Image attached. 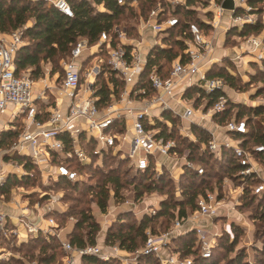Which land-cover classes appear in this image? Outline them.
I'll return each instance as SVG.
<instances>
[{
  "label": "built area",
  "instance_id": "2783aa9c",
  "mask_svg": "<svg viewBox=\"0 0 264 264\" xmlns=\"http://www.w3.org/2000/svg\"><path fill=\"white\" fill-rule=\"evenodd\" d=\"M43 1L62 14L72 16L71 5L67 0ZM86 1L93 4V0ZM124 1L116 0V3L121 5ZM166 1L171 5L197 10L191 5L186 6V0ZM221 1L197 2L204 3L207 9L203 11L204 18L200 19V24L185 22L183 35L186 37L183 40L185 47L182 58L172 60L164 75L152 66L145 76L146 88L136 84L146 65L147 51L153 45L164 47L161 35L178 23L177 17L169 11L166 10V15L161 12L163 8L159 1L149 10L145 19H139L135 37L127 36L124 29L113 26L111 30L116 41L114 46L111 44V35L104 31L99 33L93 44H89L85 38L78 39L66 59H62V74L52 72L51 75L52 69L47 68L39 76L46 77V80L40 79L37 82L42 83L40 88H36L35 84H38L31 77L30 69L17 73L14 61L17 50L26 43L23 30L27 24L9 33H0V116L9 110L10 121L19 122L18 127H11L18 128L16 139L8 149L1 150L3 156H9L10 161H14V156H21L46 179L56 182L60 178H66L74 182L82 178L76 166L100 168L107 157L115 156L125 161L127 167L134 171L151 167L155 174H159L165 169L172 182L177 185L183 169H191L200 175L203 168L187 159L186 153L180 154L174 140L158 135L159 128L154 127L155 121L170 127V123L161 116L162 111H167L177 119V130L181 137L198 143L189 132V127L191 124L202 127L209 137L205 143H200V149L216 159L221 157L223 150H229L238 165L237 186L232 188L231 179L224 178L222 186L225 192L221 195L209 189L198 193L194 209H186L183 217L175 214L167 229H156L154 232L146 229L141 247L127 251L116 244H104L102 241L77 246L68 239H60L63 264H81L83 257L101 261L113 259L119 264H140L139 259L146 256L155 257L158 264H193V256L181 254L173 247L172 239L192 231L195 238L193 248L200 258H208L218 235L208 222L218 216L229 215V210L239 204L243 181L247 177L259 179L248 186L250 193L259 194L264 190V156L262 160L256 157V154L264 153V144L244 147L236 138L247 133L246 119L233 116L219 124L212 120V115L224 109V98H219L211 106L204 108L205 101L195 106L194 97L186 95L191 87L200 88L205 93L225 89L221 78L205 77L212 42L219 28L226 31L228 26L241 28L244 24L253 23L251 7L246 0H232V10L223 9ZM135 2L136 0H128L131 5ZM100 7L101 4L95 6L97 10ZM224 13L228 14L226 24L222 22ZM148 30L159 38L149 48L143 49L142 34ZM159 34L161 35L158 36ZM246 42L251 51L257 49L264 52V42L258 38L249 36ZM101 51L104 57L98 55ZM102 64L106 68L104 71ZM100 75L108 87V98L103 104L99 103L96 93L99 84L95 81ZM110 77L119 82L116 94L113 92L112 82H108ZM50 78L53 79L52 82ZM51 97L53 101L50 102ZM62 104L65 106L62 107ZM174 105L181 111H176ZM220 130L226 135L225 139L217 138L216 133ZM14 163L16 166L12 167L13 173L9 174L33 176L32 171L24 169L23 163ZM9 174L0 173V183ZM175 195H179L177 186ZM226 195H233V201L226 202ZM156 198L144 206L143 214L155 213L156 204L161 197ZM7 216L9 215L0 211L1 227ZM20 217L21 214L17 216ZM50 224L47 232H50L55 223L50 220ZM20 225L29 234L36 235L40 230H46L30 221ZM221 228L230 234L228 223ZM28 264L36 263L32 261Z\"/></svg>",
  "mask_w": 264,
  "mask_h": 264
},
{
  "label": "trees",
  "instance_id": "16d2710c",
  "mask_svg": "<svg viewBox=\"0 0 264 264\" xmlns=\"http://www.w3.org/2000/svg\"><path fill=\"white\" fill-rule=\"evenodd\" d=\"M71 5L72 16L68 17L62 14L53 6H48L43 0H0V33H9L19 27L27 25L23 30V38L26 43L20 47L14 57L17 73L30 69L32 78H38L42 75L43 63L50 61L56 63L57 56H68L73 44L81 38H85L89 44H93L97 41L99 33L104 31L111 35V44L115 45V35L112 32V27L116 26L120 29H124L127 36H136V25L140 18L145 19L149 10L155 5L157 1L160 2L162 13L166 15L167 6L160 0H136L134 5L128 3L125 0L123 4L119 5L116 0H93V4H90L86 0H67ZM199 0H186L185 5L190 6ZM220 1V0H214ZM248 5L253 6L260 0H246ZM205 2V1H204ZM166 3V2H165ZM102 5V10H97L96 5ZM169 4V3H168ZM170 5V4H169ZM170 14L177 16L178 23L174 27H170L165 30V33L173 36L172 41L167 43L168 39L161 38V42L164 47L153 45L146 54V65L144 71L139 77L138 87H147L145 76L152 66H155L158 72L166 74L170 65V62L176 58H182L185 44L183 42L186 35H183L185 29V17H189L194 11L193 8L170 5ZM239 9L236 10L238 12ZM178 15L182 19L178 18ZM185 16V17H184ZM194 22L200 24V21L194 19ZM260 22L256 21L250 24H244L240 29L236 27H230L226 34H236L238 36H246L256 33L260 30ZM174 33V34H173ZM100 57H104V53L98 52ZM91 58V57H90ZM103 71L106 70L104 64H102ZM205 77L221 78L225 84V87H235V78L225 71H219L212 73L211 69H208L205 73ZM98 78H102L100 75ZM103 80V79H102ZM111 84L113 92L117 93L116 86L118 81L113 77L108 79ZM97 95L99 97V103L103 104L108 98V87L104 81L98 83ZM245 85V84H243ZM198 94V96H197ZM257 94L262 95L264 98V87L257 91ZM186 95L188 97H194V105H198L200 102L205 101V107L208 108L212 103L219 98L225 99V107L220 113L212 115V120L219 124H223L231 116L235 118H245L247 124V133L238 135V143L244 147H250L254 144H264V132L257 125L258 121L255 120L257 116L264 113L263 105H256L251 107H245L243 105H235L227 99L225 90H214L210 93L203 92L200 88L191 87L187 90ZM161 116L164 120L170 123V127H166L163 123L155 121L154 127L159 128L158 135L164 139H172L175 141L176 150L182 154L186 153L187 159L199 164L203 168L202 174H196L191 169H183L180 174L177 185H175L170 179L168 172L163 169L161 173L155 174L151 167L143 171L132 172L131 179L122 178L126 176L127 171H120L116 165L108 167L106 171H102L99 167L90 166H76V169L80 172L94 171L101 174L99 180L100 184L87 185L82 190L77 191L80 195V199L77 203L83 204L82 198L85 195H91L95 201V205L100 212H104L108 203L109 188L114 191V195L118 194V190L126 185L131 184L135 197L141 196L142 193H155L160 195L161 199L157 202L155 207V213L153 215L142 213L138 219H135L132 223L123 221L128 218L129 212H123L118 215L117 220L110 226H107L99 231L102 234V242L104 244H116L118 247L127 251L137 247H141L144 242V231L150 229L154 232L156 229L165 230L169 227L170 221L176 214L177 217H183L185 210H193L195 207V199L198 193L208 187L212 179L214 183L219 184L220 178H229L234 183H239L237 162L232 155L231 151L223 150L219 159L214 158L210 153L205 150H201L200 143H205L209 137L206 130L195 124H191L189 132L196 138L198 143H193L185 137H181L177 130V119L170 115L167 111H162ZM255 120V121H254ZM19 123L17 124V127ZM18 133L17 129L8 130L1 133L0 148L4 147L7 143H12ZM264 153L256 154L260 160H262ZM113 158V157H107ZM16 162L23 163L24 169L28 171H36L35 167L29 162L24 160L21 156H14L12 158ZM110 162V161H109ZM115 162V161H114ZM124 161L117 159L115 164H120ZM264 167V162L262 163ZM32 180V176L22 175L17 176L9 174L5 180L0 183V194H8L10 190L20 184H27ZM259 179L254 177H247L244 179L243 192L239 197V201L242 204H249L255 199L264 196V190L259 194H252L249 190V185L258 182ZM56 182L65 183L71 188L72 191L79 190L78 185L84 181L71 182L66 178H60ZM179 191V195H175V187ZM163 195H161V194ZM238 205H241L240 203ZM74 212L63 213L64 216H71ZM62 214V213H61ZM77 219H74L73 229L69 233V240L72 244L77 246H83L85 244H93L96 240V233L99 230L98 223L92 218L90 214L86 212V209L79 208L76 211ZM259 218L264 220V210L261 211ZM158 221V222H157ZM158 223V228H155V224ZM232 231H235L233 224H231ZM52 242L54 238H50ZM194 234L192 231H188L184 234L177 235L172 239V244L176 246V249L184 255L193 256V264H217L219 260L225 258V254L229 253L233 249V245L236 242V235L233 234L232 239L228 240L225 235L223 242L221 239L216 245L219 250H223L224 253L218 251L219 255H211L208 258H200L194 247ZM34 242L41 243L38 253L35 256L30 255L27 260L22 259V263L25 261H34L37 258L36 264H54L58 259V264H62V250L60 244L49 242L48 238L45 239L34 237ZM215 246V247H216ZM214 247V249H215ZM213 249V250H214ZM59 250V251H58ZM60 252V253H59ZM212 252V251H211ZM261 253L264 254V248L261 249ZM58 257V258H57ZM245 254L241 251L234 253L228 257L223 264H248L244 261ZM140 264H158L157 260L153 256L141 257L139 259ZM81 264H119L118 261L110 259L107 261H101L93 257H83ZM254 264H264V257L256 259Z\"/></svg>",
  "mask_w": 264,
  "mask_h": 264
},
{
  "label": "rangeland",
  "instance_id": "374dc122",
  "mask_svg": "<svg viewBox=\"0 0 264 264\" xmlns=\"http://www.w3.org/2000/svg\"><path fill=\"white\" fill-rule=\"evenodd\" d=\"M161 3L164 2L167 6V12L171 11V4L169 5L166 0H160ZM166 2V3H165ZM251 7L250 13L253 18V23L256 21L260 22V30L256 33L238 36L236 34H226L230 29L229 26L226 27V31L223 28H219L215 39L212 42V47L209 51V56L207 58L208 69H211L212 73L219 71H225L235 78V87H225V93L227 99L234 103L235 105H243L245 107H251L256 105L264 106V98L262 95L257 94V91L260 88L264 87V52L260 50L251 51L246 40L249 36L258 38L264 42V0L256 2ZM191 7L196 8L189 17H185L184 20L194 22V19L200 21L203 19V11H206V5L204 3H193ZM177 17V16H176ZM210 17V16H208ZM179 19H182L178 15ZM198 24V23H197ZM237 28V27H236ZM237 29H240L237 28ZM205 33H207L206 28H204ZM174 34V33H173ZM159 34L158 36H160ZM134 37V36H133ZM165 37L169 41H172V34L168 35L163 33L161 38ZM142 38H145L149 41L147 48H149L157 38L149 30L142 34ZM158 41V40H157ZM62 59H66V56H57L56 63H51L47 61L43 63V70L45 68L52 69L51 75L57 73L62 74ZM102 59V58H101ZM53 72V74H52ZM36 82L40 79L46 80V77L35 78ZM103 78H98L95 83L98 84L101 81H104ZM51 82L53 81L50 78ZM83 80H81V83ZM42 84V83H41ZM245 84V85H243ZM36 88L41 86L36 85ZM49 101H53V97L49 98ZM191 106V105H190ZM174 109L178 112L181 111L177 106H173ZM10 111H6L0 116L6 122V126L9 127L7 120H9ZM232 117V116H231ZM258 122L259 128L264 132V113L260 114L255 118ZM254 120V121H255ZM12 123L16 126L18 122L12 120ZM12 127V126H11ZM10 143H7L2 149H8ZM0 148V166H7L8 169L15 167L14 161H10L9 156H3ZM3 161V162H2ZM110 161V162H109ZM117 158L114 156L112 159L106 158L100 169L106 171L108 167L116 165L120 171H127L125 177L122 178V181L126 178L130 180L132 172H129L127 164L124 162L120 164H115ZM123 161V160H122ZM3 163H5L3 165ZM14 164V165H10ZM2 170V171H1ZM0 173L3 175V169L0 168ZM32 180L27 184H20L13 187L8 194H0V211L5 213L12 208L13 213H8L9 216L6 217V220L3 224V227L0 226V264H21L22 259L27 260L30 255H37L41 243L34 242V237H39L42 239L48 238L49 242H52L50 238H54L55 242L59 244L60 239H68L69 233L73 229L74 219H77L76 211L79 208L86 209V212L92 216V218L98 223L99 230L96 233V240L98 241L101 234L99 231L104 227L111 226L115 220H117L118 215L123 212H129L128 218L123 221L132 223L135 219H138L144 211V206L152 202L156 197L160 195L155 193H142L141 196L135 197L133 187L131 184L124 186L118 190V194L114 195V191L111 187H108L109 198L106 209L104 212H100L95 205V201L91 195H85L83 204H78L77 200L80 199V195L77 191L82 190L87 185H96L100 184L99 180L103 177L98 172L92 170L80 172L82 177L80 181H84L82 184H79L78 189L72 191L68 185L61 182H53L46 177H43L39 171H32ZM5 177H3V180ZM224 179V178H223ZM219 179V184L214 183L215 180L212 179L209 190L216 192L217 195H221L222 192H225L224 187L222 186L223 180ZM238 183H233L232 188L237 186ZM252 185V184H251ZM161 194V193H160ZM163 195V194H161ZM232 196H224V200L229 202L232 200ZM233 207L229 210V215L227 216H218L213 218L208 222L213 231L218 233L213 242L212 252L210 254L219 255L217 244L221 239L223 242L225 235H227L228 240L232 239L233 234L236 235V242L233 245L231 252L225 254L223 260H219L217 264H223V262L234 253L241 251L245 254L244 261L248 264H254L256 259H261L264 257V254L261 253V249L264 248V220L259 218L261 211L264 210V196H261L258 199L253 200L249 204H242ZM10 207V208H9ZM235 208V209H234ZM133 210V212H132ZM74 212L71 216H64L63 213ZM62 213V214H61ZM22 217L17 218L18 215ZM12 216V217H11ZM23 219L24 221H22ZM50 220H53L55 223L51 228L50 232H47L48 225ZM27 221L39 225V233L29 234L24 231V227L20 224H25ZM158 222V221H157ZM225 223L230 225V234L224 232L221 226ZM231 224H233L235 231H232ZM56 225V226H55ZM158 223L155 224V228H158ZM54 241L52 243H55ZM174 248L176 246L172 244ZM216 246V247H215ZM215 247V249H214ZM214 249V250H213ZM59 251V250H58ZM60 253V252H59ZM58 258V257H57ZM37 258L35 257L34 261L36 263ZM59 259V258H58ZM58 259L56 263L58 264ZM32 261H25L24 264H28ZM62 262V260H61ZM63 264V263H62Z\"/></svg>",
  "mask_w": 264,
  "mask_h": 264
},
{
  "label": "crops",
  "instance_id": "0c3cea01",
  "mask_svg": "<svg viewBox=\"0 0 264 264\" xmlns=\"http://www.w3.org/2000/svg\"><path fill=\"white\" fill-rule=\"evenodd\" d=\"M100 10H102V7H100ZM227 17H228V14L227 13H224L223 14V17H222V22L223 23H227V21H228V19H227ZM31 23L30 22H28L27 23V25H30ZM145 33L147 32V31H144ZM143 32V33H144ZM148 44H149V41H147L145 38H143V40H142V43H141V45H142V47H143V49H145V48H147V46H148ZM47 68H45V70H46ZM45 70H43V71H45ZM42 71V72H43ZM37 83V82H36ZM38 84V86H41V84L40 83H37ZM65 105L64 104H62V107H64ZM18 122V121H17ZM7 123L9 124V127H7L6 126V122L3 120V119H1L0 118V137H1V133L2 132H6V131H8V130H12L11 129V126L12 125H14L13 123H12V121H10V119L9 120H7ZM19 123V122H18ZM209 126H210V124L209 123H207ZM15 127H17V125L15 126ZM216 133V132H215ZM216 136H217V138H219V139H225L226 138V135H224L223 133H222V131L220 130V131H217V133H216ZM1 150H2V148H1ZM11 165V164H10ZM2 169H3V173H5V172H8V174L9 173H13V172H11L12 171V168H10V169H8V167L7 166H5V167H2ZM10 208V207H9ZM11 210H13L12 208H10ZM11 210H9V211H7L6 212V214L8 215V213H13L14 211H11ZM15 213V212H14ZM12 217V216H11ZM205 224V223H204ZM105 228V227H104ZM103 228V229H104ZM103 229H102V231H103ZM102 238H103V236H102V234H101V236H100V238H99V240L97 241V242H101L102 241Z\"/></svg>",
  "mask_w": 264,
  "mask_h": 264
},
{
  "label": "water",
  "instance_id": "95a60500",
  "mask_svg": "<svg viewBox=\"0 0 264 264\" xmlns=\"http://www.w3.org/2000/svg\"><path fill=\"white\" fill-rule=\"evenodd\" d=\"M220 6L225 10H232L233 9L232 0H222Z\"/></svg>",
  "mask_w": 264,
  "mask_h": 264
}]
</instances>
